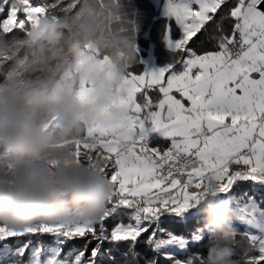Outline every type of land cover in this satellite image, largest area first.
Returning <instances> with one entry per match:
<instances>
[{
    "label": "snow or ice",
    "instance_id": "obj_1",
    "mask_svg": "<svg viewBox=\"0 0 264 264\" xmlns=\"http://www.w3.org/2000/svg\"><path fill=\"white\" fill-rule=\"evenodd\" d=\"M148 3L151 12L136 0H0L6 80L19 77L8 71L7 45L44 18L91 16L100 34L128 41L141 68L103 93L112 97L107 111L125 114L122 127H82L52 145L78 165H99L113 188L103 217L0 224V264H205L209 237L196 209L210 184L231 201L237 264H264V0ZM99 94L83 85L77 100ZM58 128L53 118L43 130L55 138ZM0 166L10 168L3 153Z\"/></svg>",
    "mask_w": 264,
    "mask_h": 264
},
{
    "label": "clouds",
    "instance_id": "obj_2",
    "mask_svg": "<svg viewBox=\"0 0 264 264\" xmlns=\"http://www.w3.org/2000/svg\"><path fill=\"white\" fill-rule=\"evenodd\" d=\"M96 24L89 15L44 18L7 45L9 72L53 71L38 84L6 80L0 71V153L10 158V168L0 166V224L18 230L38 223L95 224L104 215L113 188L99 165H78L67 153L52 148L55 141L72 137L82 127L111 130L125 124L122 111H107L112 97L103 93L109 87L120 89L136 62L135 51L125 39L100 34ZM105 54L109 63L101 67ZM65 81L70 88L59 86ZM83 85L101 93L93 103L78 102ZM35 113L46 119H35ZM53 118L59 124L55 138L43 130ZM115 140L125 149L129 137L119 132ZM50 159L56 161L54 167L49 166ZM196 210L209 237L205 264H237L231 201L210 184Z\"/></svg>",
    "mask_w": 264,
    "mask_h": 264
},
{
    "label": "trees",
    "instance_id": "obj_3",
    "mask_svg": "<svg viewBox=\"0 0 264 264\" xmlns=\"http://www.w3.org/2000/svg\"><path fill=\"white\" fill-rule=\"evenodd\" d=\"M55 67H58V66H55ZM52 71H53V69H48V70H45L43 72H41L39 70H36L34 72L26 73V74H23V75L18 73L19 77L17 79H15V82L24 83L25 81H28V82H31V83H34V84H38L42 77H46V76L50 77ZM34 118L37 119V120L46 119V117L43 114H41V113H35L34 114ZM119 219H121V218L117 217V220H119ZM198 250L199 249H193V251H198ZM138 251L141 253L142 257L147 252V250H146V248H145V246L143 244H141L139 246ZM118 258H119V255H118Z\"/></svg>",
    "mask_w": 264,
    "mask_h": 264
},
{
    "label": "crops",
    "instance_id": "obj_4",
    "mask_svg": "<svg viewBox=\"0 0 264 264\" xmlns=\"http://www.w3.org/2000/svg\"><path fill=\"white\" fill-rule=\"evenodd\" d=\"M34 2H35V0H34ZM136 3L138 5H140L142 8H146L149 12L152 11L151 5L148 3V0H136ZM154 36H155V31H154ZM140 43L143 45L145 42L143 40H141ZM105 55L108 56V54H105ZM83 63H84V61H83ZM107 63H109V60L107 62L103 63V64H101V61H100V66L103 67ZM133 68H134L135 71H140L141 70L140 66L139 65H136V64L133 65ZM110 77L111 76H109V78ZM59 86L60 87H63V88H70L71 87V84H70V82L65 81V82H59ZM74 134H76V133H74ZM161 143H163V144L166 145L167 144V141H161ZM124 219L126 220V218H124Z\"/></svg>",
    "mask_w": 264,
    "mask_h": 264
},
{
    "label": "rangeland",
    "instance_id": "obj_5",
    "mask_svg": "<svg viewBox=\"0 0 264 264\" xmlns=\"http://www.w3.org/2000/svg\"><path fill=\"white\" fill-rule=\"evenodd\" d=\"M208 242L209 241H205V244L207 245L208 244ZM203 249V248H202ZM202 249H199L198 251H203ZM192 251H193V249H192ZM241 255H242V252L239 250V249H237L236 250V253H235V256H234V259H236L237 261H239L240 260V258H241Z\"/></svg>",
    "mask_w": 264,
    "mask_h": 264
}]
</instances>
